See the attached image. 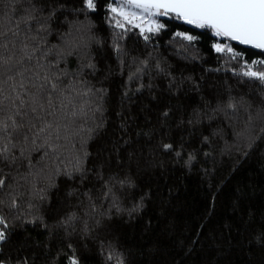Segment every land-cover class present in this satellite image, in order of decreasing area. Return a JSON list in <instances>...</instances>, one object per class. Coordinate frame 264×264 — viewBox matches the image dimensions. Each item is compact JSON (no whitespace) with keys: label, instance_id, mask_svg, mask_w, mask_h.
<instances>
[{"label":"snow or ice","instance_id":"1","mask_svg":"<svg viewBox=\"0 0 264 264\" xmlns=\"http://www.w3.org/2000/svg\"><path fill=\"white\" fill-rule=\"evenodd\" d=\"M172 21L187 27L173 31ZM202 36L215 67H204ZM236 45L264 53V0H0V264H55L61 254L68 264L92 254L140 264L119 228L149 204L166 214L177 166L191 172L227 156L235 172L264 143V59L249 62ZM221 71L259 92L212 75ZM61 186L66 210L50 217ZM255 195V185H237L231 208L248 264L257 251L264 264V201L241 212ZM225 229L202 217L177 246L184 256L206 252L203 264H232Z\"/></svg>","mask_w":264,"mask_h":264},{"label":"trees","instance_id":"2","mask_svg":"<svg viewBox=\"0 0 264 264\" xmlns=\"http://www.w3.org/2000/svg\"><path fill=\"white\" fill-rule=\"evenodd\" d=\"M171 30H183L187 26L179 22H169ZM97 24L101 28H106L101 16H97ZM170 36H165L159 41L162 46L158 51H163L167 47V41ZM210 41L207 36H202L198 42V48L203 59L207 60L204 67H215L217 57L215 53L209 54ZM236 48L245 53V59L251 62L252 59H264V53L258 50L247 49L243 47ZM101 60V66L104 65ZM235 64V62H233ZM237 69L239 65L236 64ZM264 70V66H257ZM125 70V74H126ZM198 66L195 75H200ZM218 75L221 81L228 78L236 90L243 89L245 92L258 93L259 89L256 84L251 82L247 84H237L236 79L232 78L231 72L221 71L213 73ZM113 89L115 90L121 82V77L116 76ZM194 100L195 97H191ZM231 137H229L230 139ZM223 143V142H222ZM264 152V143L260 144L257 152L248 160H241L239 169L232 172L234 167L233 160L227 156L216 157V163L213 165L211 160L207 164H197L191 172H185L180 167H176L174 173H170L168 183L174 185L170 203L167 206L166 214L160 215V208L149 204L147 210L139 218L129 224L121 225L119 234L121 241L132 247L136 251L137 260L140 264H203L210 257L199 248L191 256H184L178 248V238L187 237L194 234L197 225L201 222L202 217H207L208 227L214 231H225L228 235L225 225H232L233 243L236 246L231 250L227 257L232 264H248L250 257L243 238L237 234V229H242L241 213L233 212L231 208L232 199L236 194L237 185L256 186V195L250 197L242 203L241 212L245 211L249 204L252 207L259 208L264 196L260 195V189L264 188V169L261 168L260 153ZM207 168L211 175L205 176L203 169ZM64 188L61 186L59 193L52 194V211L49 216L56 215L57 212H63L66 209L61 205ZM164 196L168 197L167 188L164 189ZM214 201V203H213ZM51 222V221H50ZM174 224L176 232L172 236L165 235V225ZM33 240L43 241L45 235L40 229H35L31 233ZM240 243L237 244L236 242ZM206 243V242H204ZM143 249L144 256L140 257L139 250ZM67 251V249H66ZM70 254V253H69ZM51 255H56L55 242ZM88 264H100L101 258L95 254L86 257ZM254 259L259 264L261 254L259 251L254 253ZM55 264H68L67 257L63 254L56 260Z\"/></svg>","mask_w":264,"mask_h":264},{"label":"water","instance_id":"3","mask_svg":"<svg viewBox=\"0 0 264 264\" xmlns=\"http://www.w3.org/2000/svg\"><path fill=\"white\" fill-rule=\"evenodd\" d=\"M236 46H238V47H243V46H239V45H236ZM244 48V47H243Z\"/></svg>","mask_w":264,"mask_h":264}]
</instances>
